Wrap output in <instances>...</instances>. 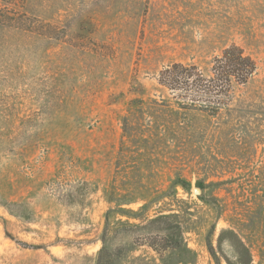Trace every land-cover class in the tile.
Segmentation results:
<instances>
[{
    "label": "rangeland",
    "instance_id": "374dc122",
    "mask_svg": "<svg viewBox=\"0 0 264 264\" xmlns=\"http://www.w3.org/2000/svg\"><path fill=\"white\" fill-rule=\"evenodd\" d=\"M7 1L0 264H264V0ZM230 44L257 70L219 113L159 85Z\"/></svg>",
    "mask_w": 264,
    "mask_h": 264
},
{
    "label": "trees",
    "instance_id": "16d2710c",
    "mask_svg": "<svg viewBox=\"0 0 264 264\" xmlns=\"http://www.w3.org/2000/svg\"><path fill=\"white\" fill-rule=\"evenodd\" d=\"M9 4L7 0H0V26L13 25L22 30H33V23H25L22 17L18 19L10 16L6 10ZM256 70L255 59L240 46L230 44L212 58L206 72L195 64L174 62L159 71L158 83L172 94L179 108L199 109L215 115L228 107L235 88L246 84ZM175 183L185 189L188 188V183L183 179L178 178ZM145 206L146 203L142 208ZM6 208L16 217L30 218L28 215L15 213L7 206ZM121 210L126 212L124 209ZM171 217L173 215L163 214L156 219ZM168 226L172 230L162 237L165 243L161 247L163 250H176L181 245L182 233L178 223L169 222ZM150 246L159 252L156 245Z\"/></svg>",
    "mask_w": 264,
    "mask_h": 264
},
{
    "label": "water",
    "instance_id": "95a60500",
    "mask_svg": "<svg viewBox=\"0 0 264 264\" xmlns=\"http://www.w3.org/2000/svg\"><path fill=\"white\" fill-rule=\"evenodd\" d=\"M194 191L198 193V192L200 191V189H199L198 187H196V188L194 189Z\"/></svg>",
    "mask_w": 264,
    "mask_h": 264
}]
</instances>
